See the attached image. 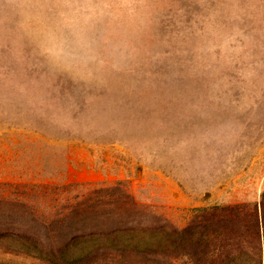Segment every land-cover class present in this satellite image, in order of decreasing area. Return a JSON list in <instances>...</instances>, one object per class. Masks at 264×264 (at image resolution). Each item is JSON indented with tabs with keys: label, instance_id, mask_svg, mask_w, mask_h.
I'll return each instance as SVG.
<instances>
[{
	"label": "rangeland",
	"instance_id": "1",
	"mask_svg": "<svg viewBox=\"0 0 264 264\" xmlns=\"http://www.w3.org/2000/svg\"><path fill=\"white\" fill-rule=\"evenodd\" d=\"M119 179L179 225L259 201L264 0H0V199Z\"/></svg>",
	"mask_w": 264,
	"mask_h": 264
},
{
	"label": "trees",
	"instance_id": "2",
	"mask_svg": "<svg viewBox=\"0 0 264 264\" xmlns=\"http://www.w3.org/2000/svg\"><path fill=\"white\" fill-rule=\"evenodd\" d=\"M72 186L42 184L34 202L27 192L0 199V264H264V191L256 202L194 207L179 225L123 179Z\"/></svg>",
	"mask_w": 264,
	"mask_h": 264
}]
</instances>
